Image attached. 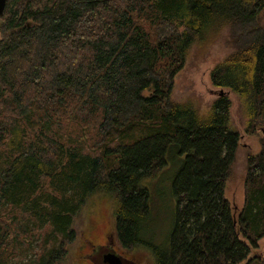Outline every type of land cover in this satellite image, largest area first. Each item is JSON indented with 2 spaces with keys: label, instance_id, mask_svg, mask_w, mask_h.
I'll use <instances>...</instances> for the list:
<instances>
[{
  "label": "trees",
  "instance_id": "obj_1",
  "mask_svg": "<svg viewBox=\"0 0 264 264\" xmlns=\"http://www.w3.org/2000/svg\"><path fill=\"white\" fill-rule=\"evenodd\" d=\"M209 26L227 27L231 49L209 73L227 92L202 117L172 91ZM228 92L260 144L245 152L237 213L226 188L241 135L230 125ZM170 148L183 159L169 239L152 247L156 264H264L256 249L264 238V0H6L0 264H68L101 193L116 205L118 245L132 249L148 211L142 179L166 165Z\"/></svg>",
  "mask_w": 264,
  "mask_h": 264
},
{
  "label": "rangeland",
  "instance_id": "obj_2",
  "mask_svg": "<svg viewBox=\"0 0 264 264\" xmlns=\"http://www.w3.org/2000/svg\"><path fill=\"white\" fill-rule=\"evenodd\" d=\"M228 33L227 27L215 30L209 26L200 40L192 44L182 69L175 76L173 99L191 107L202 117L207 114L212 101L220 96V91L227 92L226 89L212 84L209 73L230 52L231 47L225 39ZM228 95L231 99L230 125L241 135V147L236 152L233 175L226 188V196L237 213L243 203L245 152H257L260 144L259 135H248L244 132L245 113L241 100L234 93L228 92ZM182 156L174 148L168 149L166 165L155 176L142 179V184L148 189V211L140 222V242L127 250L117 244L114 253L121 258L122 264H156L152 247L159 248L167 243L174 224L177 203L172 190V178L183 159ZM102 194H96L91 199L85 225L81 228L83 239H78L70 246L68 264H104L103 254L111 250V247L103 246L106 242L103 234L109 236L107 244L110 240L116 241L113 233V211L116 205L111 195ZM256 249H259L260 254L264 253V238L259 241ZM256 249L251 254L256 253Z\"/></svg>",
  "mask_w": 264,
  "mask_h": 264
},
{
  "label": "water",
  "instance_id": "obj_3",
  "mask_svg": "<svg viewBox=\"0 0 264 264\" xmlns=\"http://www.w3.org/2000/svg\"><path fill=\"white\" fill-rule=\"evenodd\" d=\"M6 0H0V15H2ZM224 91H220V95H222ZM102 261L105 264H122L121 258L115 254L114 252H105L102 257Z\"/></svg>",
  "mask_w": 264,
  "mask_h": 264
},
{
  "label": "flooded vegetation",
  "instance_id": "obj_4",
  "mask_svg": "<svg viewBox=\"0 0 264 264\" xmlns=\"http://www.w3.org/2000/svg\"><path fill=\"white\" fill-rule=\"evenodd\" d=\"M103 236L106 238V242H107V238H109V236H107L106 233H104ZM117 244H118L117 241L110 240V243H109L108 247H111V250L112 251L111 250H108V251H110V252H116Z\"/></svg>",
  "mask_w": 264,
  "mask_h": 264
}]
</instances>
